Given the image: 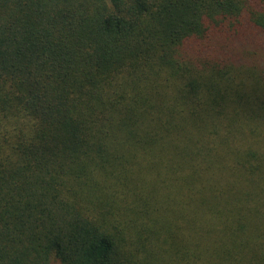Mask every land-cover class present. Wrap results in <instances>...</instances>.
<instances>
[{"label":"trees","instance_id":"16d2710c","mask_svg":"<svg viewBox=\"0 0 264 264\" xmlns=\"http://www.w3.org/2000/svg\"><path fill=\"white\" fill-rule=\"evenodd\" d=\"M0 264H264V0H0Z\"/></svg>","mask_w":264,"mask_h":264}]
</instances>
